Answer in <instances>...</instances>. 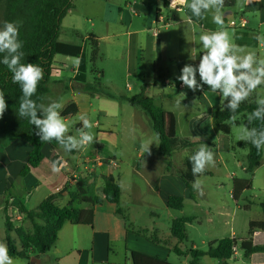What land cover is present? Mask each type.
Here are the masks:
<instances>
[{
	"label": "crops",
	"instance_id": "obj_1",
	"mask_svg": "<svg viewBox=\"0 0 264 264\" xmlns=\"http://www.w3.org/2000/svg\"><path fill=\"white\" fill-rule=\"evenodd\" d=\"M239 1L233 9H237L238 6L241 7L239 12L258 9L260 10V20L254 22L248 20L244 15H240L237 22L234 18H231L233 11L224 9L226 28L236 29L234 35L229 33L230 37H235L236 44L244 47L245 53L258 45L264 48V43L258 42L256 39L257 35L262 36L261 29L264 27V0H246L243 5H239ZM167 2L168 4L165 5L164 0H128L124 7H118L116 14L105 17L107 24L112 21L115 24L125 25V31L120 34L127 38V48L125 53H119L118 56L121 57L118 61L125 62L123 74L126 78L134 80L132 85L126 83L127 88L117 89L113 85L105 83L104 76L106 72L103 70H96L93 77L86 73L88 58L86 45L82 46L83 54L81 56L66 55L77 57L79 60V63L71 68L70 78L66 77L65 79L63 77L65 75L63 73H66L67 70V64L65 62H55V70L48 83L49 91L43 99V104L47 105L52 101H56L55 96H61L63 93L68 94L67 99L62 103L64 105L63 109L73 103L77 107V113L64 117L67 125L72 118L75 119V124L68 125L71 130L67 134L78 136L77 130L83 127L79 117L82 114L86 115L93 124L92 132H96L92 145L67 152L60 145L53 147L46 144L43 147L45 158L42 163L24 176L21 171L28 162L31 146L23 139H13L0 147V212H3L4 217L6 208L9 210L11 207H16L22 213V207L26 210L36 209L44 200L50 197L55 198L59 206H67L71 201L70 193L75 192L77 184L83 181L93 185L95 193L100 197L106 176H114L120 186L119 204H112L105 200L96 204L91 225H75L70 222L63 225L59 231L58 240L51 249L57 264H66V262L70 264H134L132 257L134 251L160 260H167L172 264H189L192 260L189 253L190 249H183V243L172 236L171 230L161 236L160 229L154 228L152 231L149 228L135 229L127 217L116 213L117 208L121 209V202L123 200L128 201L130 197L137 203L143 202L145 189L151 191L166 210L170 212L173 210L168 205L171 196L182 197L184 205L187 198L193 199L190 190L179 176L182 169L173 166L176 152L171 156H164L160 153L159 143L157 146V138L150 117L140 106L133 105L126 100L128 97L140 93L143 84L149 85L146 93L153 97L155 104L163 108L166 131L169 136L190 137L194 141H211L209 139L212 136L216 140L220 139V134L212 117L213 112L222 103L221 97L216 96L219 93L205 90L193 92L183 86L182 82L177 79L181 74L182 67L185 64L197 65L200 52L205 51L203 48L196 50L193 45L197 28L199 27L204 33L217 31L219 28L212 23L210 15L207 18L195 17L188 7L191 0H175L174 3L172 0H167ZM164 7L180 16L165 14ZM142 14L145 15V26H133L135 19L143 18L141 17ZM154 22H161L164 25L165 32H169L174 27L177 29L180 27V36L186 39L191 34V45L193 47L191 57L195 60L186 59L189 61L175 65L177 70L174 71L175 68L171 66L173 64L171 53L162 48L161 39L151 32V27H153L151 25ZM256 25L257 27H254ZM91 35H94L99 43L103 40H113L114 37L119 38L118 33L111 32L101 36L95 30L91 32ZM62 42L77 44L69 41ZM253 51L256 52V50ZM256 54L259 58L257 52ZM197 79L199 80L198 74ZM89 86H94L95 90L91 92ZM173 88L187 90L186 92L190 96H180ZM100 100L102 103L99 104L98 101ZM177 100H181L179 106H177ZM111 102H118L120 109H125V115L138 120L139 123L136 125L134 123L130 125L132 128L130 131L131 136L134 135L135 138L141 139L144 130L145 137L149 135L154 140L150 146L151 154L141 152V144L146 141L141 142L140 140V142H137L138 144L133 147L137 149V153L135 152L133 156L135 159L134 164L130 162V170L129 168L125 169L126 172L133 171L135 175L142 178L145 186H141L138 182L128 183L121 172L116 174L115 170H123V159L120 160L121 163L118 162V154H103L106 143H112V140L115 141L116 136H119L117 133L118 126L113 121H109V119L116 117L117 112L115 105ZM102 117L105 121L101 120ZM92 119H95L94 122H92ZM74 130L76 131L75 135ZM99 159L102 160L101 163L98 162ZM57 160L65 161L66 166L60 172H53L52 164ZM111 161L115 162L116 166H113ZM74 175L76 176L75 181L69 184ZM124 188L131 195L129 198L125 194ZM98 214L104 216L103 219L101 217L100 223H97ZM153 215L156 219L160 217L157 212H154ZM170 217L172 221L180 218L174 216L173 213H170ZM124 222H129V225L125 223V226L122 227L121 224ZM18 224L27 228L31 226L29 221L25 219V214L22 215V221ZM235 235L232 230L229 238L237 239ZM139 239H144L146 243L139 242ZM133 240L136 247L128 246ZM214 240H211V242ZM122 242L126 243L124 249L121 250L122 253L112 250L114 244ZM239 248L240 246L237 245L234 255L227 263L264 264V253H256L246 257L243 250L239 252ZM191 249L199 248L194 245ZM172 254L183 257L182 261L179 263L172 262ZM45 256L46 254L33 256V258L43 264ZM201 258L210 257L204 256ZM201 258L197 260V264H201ZM209 260L206 264H211V260L218 259L210 258Z\"/></svg>",
	"mask_w": 264,
	"mask_h": 264
},
{
	"label": "trees",
	"instance_id": "obj_2",
	"mask_svg": "<svg viewBox=\"0 0 264 264\" xmlns=\"http://www.w3.org/2000/svg\"><path fill=\"white\" fill-rule=\"evenodd\" d=\"M73 1L0 0V27L3 26L4 21L21 22L19 39L23 42L21 51L24 53L21 63H34L44 70V77L39 82L37 93L32 97L38 104L43 103V99L49 91L48 83L55 70V56L58 54L81 56L83 54L82 45L65 43L59 39L62 21L73 7ZM237 1L225 0V9H233ZM164 2L165 5L168 4L167 0H164ZM89 40L94 45L92 59L96 60L99 55L98 39L94 35H90ZM203 52H200L199 59ZM3 56L4 54L0 53V60L3 59ZM148 86V84H143L140 93L128 97L126 100L133 105L140 106L150 117L153 130L159 137V151L162 155L171 156L177 151L198 146L190 156L184 159V169L179 173L193 198V181L197 180L201 174L198 176L193 175L192 162L189 158L199 149L202 143L210 147L212 151H214L216 143L203 140L194 141L190 137L169 136L166 131L164 110L161 106L155 104L153 97L146 93ZM0 90L4 92L8 105L3 118L0 119V147L13 139H23L31 146L28 162L21 171V174L24 176L42 163L45 158L43 147L46 144H50L53 147L59 144L56 141H52L51 143L41 142L35 134V126L30 124L27 118L19 116L18 109L22 91L19 84L12 82V73L3 63H0ZM89 90L93 92L95 90L94 86H89ZM202 90L212 92L207 85H204ZM257 98V94L254 92L248 100L240 105V108L235 113V123L230 119L233 113L227 109V101H223L222 105L212 114L216 129L221 133L229 135L232 132L233 125H244L249 128L256 127L258 129L264 127V123L261 121H253L252 124H248L249 114L257 107L255 103ZM76 113L77 107L73 103L61 111L63 117ZM231 148L234 151L238 148L248 150L247 165L245 166L247 173L253 174L255 169L262 165L264 148L258 152L250 142L242 140L233 142ZM104 181L101 197L95 193L93 185L88 184L87 181H83L77 184L75 192L70 193L71 201L67 206H59L55 198L50 197L44 200L36 209L26 210L22 207L21 211L25 214V219L29 221L30 228L22 225L16 226L6 208V233L5 238L0 241L7 244L9 255L13 258L25 259L31 264L33 256L44 255L55 246L59 231L66 222L75 225H91L94 219V206L96 204L105 200L118 205L121 189L116 178L109 175L104 178ZM250 186L251 182L246 184V189H250ZM168 205L172 209L182 210L184 199L179 196H171L168 200ZM261 205L264 212V203ZM116 213L123 216L120 208H117ZM195 219L196 217L174 219L170 227L172 236L180 243L187 241V225ZM238 244V239L226 237L208 243L206 249H190L189 253L192 260L189 264H197V260L204 256L218 259L223 264H229L227 261L234 255ZM240 248L246 257L256 253H264V220L250 222L248 237L240 240ZM132 257L134 264H172L167 260H160L136 251L132 252Z\"/></svg>",
	"mask_w": 264,
	"mask_h": 264
},
{
	"label": "rangeland",
	"instance_id": "obj_3",
	"mask_svg": "<svg viewBox=\"0 0 264 264\" xmlns=\"http://www.w3.org/2000/svg\"><path fill=\"white\" fill-rule=\"evenodd\" d=\"M126 1L128 0H74L73 7L69 10L67 16L62 21L59 36L61 41H69L82 46L86 45L88 52L86 73L93 77L96 74V70L105 71V83L113 85V87H116L117 89L127 88L126 83H128V85L134 84L133 79H127L123 74V66L125 62L118 61L119 57H121L118 56L119 53H125L127 48V38L120 34L125 31V25L123 26L120 23L115 24L110 20L108 21L111 23L108 22L109 24H107L105 17L107 18L110 15L113 16L116 14L115 12L118 11V7H124ZM245 2L246 0H240L239 5H243ZM240 9V6H238L237 9H231V11H233V16L231 18H234L238 22V16L244 15L248 20L259 22L260 10L239 12ZM165 10V14L170 16L179 15L174 11L167 10V8H165ZM141 17L143 18H137L134 20L133 26H145V15L142 14ZM207 22L209 21L207 20ZM151 26H153L151 27V32L161 39L162 48H165L168 53H171V56L173 57V64H171V66L175 68L174 71L177 70L175 65L189 61L186 59H190L191 51L193 49L191 45V34L187 39L181 37L180 27H178V29L174 27L169 32H165L164 25L161 22H154ZM254 27H257V25ZM94 30L101 36L107 35V33L111 32L118 33L119 36L118 39L114 37L113 40L110 41H100L99 55L96 60L92 59L94 45L92 44V41L89 40V36ZM227 30L233 35L236 32V29L232 27L227 28ZM261 30L262 32H260L262 36H264V27ZM202 33L204 32L198 27L196 39H194L195 42L193 41L196 50L203 48L199 39ZM231 38L236 44L235 37L232 36ZM253 50H256L259 58H264V48L262 46L258 45L256 48L251 49V51ZM176 60L180 61L177 62ZM77 61H79L77 57H68L63 54L55 56V62H65L67 64L66 73H63L65 74L63 76L65 79L66 77H71L70 70L77 64ZM173 90L180 96L184 97L183 93H185V96H190L187 94V90H177L176 88H173ZM255 93L257 94V97L264 98V85L260 86ZM216 96L221 97L220 94H216ZM67 97L68 94L63 93L61 96H55V100L63 103ZM98 103L100 104L102 101L100 100ZM112 103L115 105L117 112L115 114L116 117L109 119V121H113L118 126L117 133L119 136H116V140H112V143H106V148L103 151V154H118L117 161L121 163L120 160L123 159V170H115L116 174L121 172L128 183L138 182L141 186H145V182L142 178L135 175L133 171L126 172L125 169L131 166L129 165L130 162H132L131 164H134L135 159L133 156L135 152L137 153V149H134L133 147L138 144L137 142H140V140L141 142L148 140L154 142V140L149 135L145 137L144 130L142 131L143 133L141 136L143 137L141 139L138 137L135 138L134 135L131 136L130 131L132 128L130 125H133V123L136 125L139 123L138 120L131 119L128 115H125V109H120V104H118V102H111V104ZM94 120L95 119H92V122H94ZM101 120H104L103 117ZM73 124H75L74 118L68 122V125ZM241 126L244 125H233L232 132L229 135L218 131L220 139L216 140L214 136L209 139L217 144L216 149L213 151L215 153V166L208 167L207 170L197 179L201 183L203 194L201 195L199 191L194 190L193 199L187 198L183 210L173 209L171 212L166 210V208L148 189H145L146 192L143 196V202L137 203L131 197L128 201L123 200L121 202L122 213L127 217L129 222L133 224L134 228H149L150 231L154 228L160 229L162 236L165 235L167 231L170 232L172 223L170 213H173L176 217L195 216L196 219L187 225L188 240L183 242V249L187 248L189 250L194 245L196 248L206 249L211 240L229 237L232 230L235 232V236L239 241L238 245L240 246V240L248 237L250 222L264 220V212L261 205L264 203V158L262 160V165L257 167L253 174L247 173L245 171V166L247 165L248 150L238 148L234 151L231 148L233 142L235 143L238 140H241ZM69 130L71 129L69 128ZM73 132L75 135L76 131L74 130ZM158 143L159 141L157 139V146ZM218 146L219 148H217ZM195 149L196 147H192L177 151L173 160V166H177L183 170L184 164L182 162H184V159L190 156ZM250 182V189H246V184ZM124 190L129 198V196H131L130 193H127L128 191H126V188H124ZM154 212L159 213V219H156L153 215ZM101 217L102 219L104 218V216L98 214L97 223H100ZM129 222L121 224L123 225L122 227L125 226V223L126 225H129ZM5 233V217L3 212H0V240L4 238ZM138 241L146 243L144 239H139ZM132 242L128 244V246L136 247V245H134L135 241L133 240ZM125 246V242L114 244L112 250H117L119 253H122L121 250L124 249ZM239 252H242L241 248H239ZM182 259L183 257H178L175 254H172L171 256L172 262L179 263ZM209 259L210 258H201L200 263L206 264L210 261ZM14 260L16 261V264H29L25 259L14 258ZM43 264H57L53 250L46 253ZM66 264L70 263L66 262ZM211 264H222V262L211 260Z\"/></svg>",
	"mask_w": 264,
	"mask_h": 264
},
{
	"label": "clouds",
	"instance_id": "obj_4",
	"mask_svg": "<svg viewBox=\"0 0 264 264\" xmlns=\"http://www.w3.org/2000/svg\"><path fill=\"white\" fill-rule=\"evenodd\" d=\"M174 3L175 0H172ZM192 14L197 18L211 16L212 23L219 30L202 33L199 37L205 50L200 56L197 65L185 64L181 74L177 77L182 85L192 90H202L204 85L219 93L223 101H227V109L233 113L230 117L236 121L235 113L240 105L262 85H264V58H258L255 51H248L232 41L225 26V0H191L188 5ZM19 21H4L0 27V53L3 59L0 63L7 66L12 73V82L20 85L22 97L19 103L18 114L27 118L35 126L36 135L41 142L56 141L65 151L72 152L92 145L94 142L93 124L86 115H80L83 127L78 129V136L68 135L69 127L61 115L64 107L59 101H52L45 105L37 103L32 97L37 93L39 82L44 77V70L34 63H21L24 53L21 51L23 42L19 39ZM258 42L264 43V36L257 35ZM195 60V58L190 57ZM79 63V61H77ZM199 75V80L197 79ZM185 96V93H183ZM177 106L181 100L176 101ZM256 109L249 114L248 124L253 121L264 123V98H257ZM4 92L0 90V119L7 110ZM39 113V115H38ZM158 139V134H156ZM240 139L250 142L259 152L264 148V127L241 126ZM152 140L141 144L142 153H150ZM192 162L194 176L203 174L208 167L215 166V153L206 144L202 143L199 149L189 158ZM66 166L62 160L54 161L53 172H60ZM193 189L203 194L199 180L193 181ZM0 264H16L9 255L5 242L0 241Z\"/></svg>",
	"mask_w": 264,
	"mask_h": 264
},
{
	"label": "built area",
	"instance_id": "obj_5",
	"mask_svg": "<svg viewBox=\"0 0 264 264\" xmlns=\"http://www.w3.org/2000/svg\"><path fill=\"white\" fill-rule=\"evenodd\" d=\"M232 24H234V23L232 22ZM101 161H102L101 159L98 160V162H100V163H101ZM111 162H112L113 166H116L115 162H113V161H111ZM75 177L76 176L74 175V177L69 182V184H71V183H73L75 181ZM8 212H9V215L11 216V218H12V221L19 226L20 224H18V223H21L23 214L16 207H11L8 210Z\"/></svg>",
	"mask_w": 264,
	"mask_h": 264
},
{
	"label": "water",
	"instance_id": "obj_6",
	"mask_svg": "<svg viewBox=\"0 0 264 264\" xmlns=\"http://www.w3.org/2000/svg\"><path fill=\"white\" fill-rule=\"evenodd\" d=\"M31 264H40V261L37 260L36 258H31Z\"/></svg>",
	"mask_w": 264,
	"mask_h": 264
}]
</instances>
